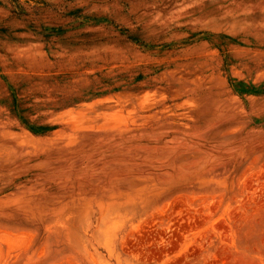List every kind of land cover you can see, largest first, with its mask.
<instances>
[{
    "label": "rangeland",
    "instance_id": "rangeland-1",
    "mask_svg": "<svg viewBox=\"0 0 264 264\" xmlns=\"http://www.w3.org/2000/svg\"><path fill=\"white\" fill-rule=\"evenodd\" d=\"M0 264H264V0H0Z\"/></svg>",
    "mask_w": 264,
    "mask_h": 264
}]
</instances>
